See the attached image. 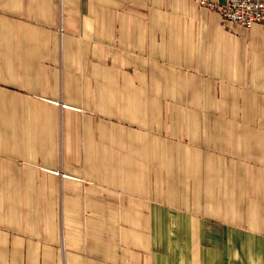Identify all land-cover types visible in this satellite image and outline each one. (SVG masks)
<instances>
[{"label":"crops","instance_id":"obj_1","mask_svg":"<svg viewBox=\"0 0 264 264\" xmlns=\"http://www.w3.org/2000/svg\"><path fill=\"white\" fill-rule=\"evenodd\" d=\"M208 1L0 0V264H264V24Z\"/></svg>","mask_w":264,"mask_h":264},{"label":"built area","instance_id":"obj_2","mask_svg":"<svg viewBox=\"0 0 264 264\" xmlns=\"http://www.w3.org/2000/svg\"><path fill=\"white\" fill-rule=\"evenodd\" d=\"M201 3L214 7L215 4L208 0ZM219 11L225 20L233 21L243 27L253 23L264 24V0H224L219 4Z\"/></svg>","mask_w":264,"mask_h":264}]
</instances>
